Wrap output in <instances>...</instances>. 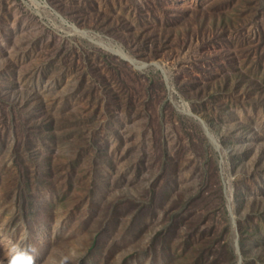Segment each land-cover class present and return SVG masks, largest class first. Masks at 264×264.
Masks as SVG:
<instances>
[{
    "label": "rangeland",
    "instance_id": "obj_1",
    "mask_svg": "<svg viewBox=\"0 0 264 264\" xmlns=\"http://www.w3.org/2000/svg\"><path fill=\"white\" fill-rule=\"evenodd\" d=\"M0 264H264V0H0Z\"/></svg>",
    "mask_w": 264,
    "mask_h": 264
}]
</instances>
